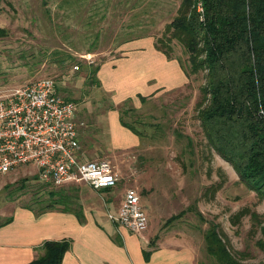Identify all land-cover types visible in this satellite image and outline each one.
Returning a JSON list of instances; mask_svg holds the SVG:
<instances>
[{"label":"rangeland","instance_id":"rangeland-1","mask_svg":"<svg viewBox=\"0 0 264 264\" xmlns=\"http://www.w3.org/2000/svg\"><path fill=\"white\" fill-rule=\"evenodd\" d=\"M180 2L0 0V94L33 78L52 77L58 91L77 103L82 157L113 164L119 176L112 189L116 193L136 189L153 240L164 234L185 236L195 244L196 264H217L204 241L214 229L237 261L259 264L264 262L258 245L264 240V198L207 142L195 109L204 71H191L182 42L165 37V25ZM146 34L168 43L161 46L189 72L188 81L145 94L136 108L126 107L123 117L140 132L141 141L133 148L114 149L102 117L97 120L112 105L97 72L105 60L119 55V42ZM97 64L98 70L90 73ZM126 104L134 106L132 100ZM30 171L22 165L0 173V220L17 205H34L38 188L60 189L81 203L106 207L103 190L84 183L55 186Z\"/></svg>","mask_w":264,"mask_h":264},{"label":"trees","instance_id":"trees-1","mask_svg":"<svg viewBox=\"0 0 264 264\" xmlns=\"http://www.w3.org/2000/svg\"><path fill=\"white\" fill-rule=\"evenodd\" d=\"M164 32L169 34L167 39L173 36L185 46L191 71H204L195 109L207 142L233 165L247 186L264 198V0H181ZM162 43L168 45L156 38L155 48L172 57ZM99 66L90 67L89 72H96ZM184 71L188 77L189 72ZM136 95L140 101L146 98L140 92ZM130 100L132 97L127 96L108 108H116L120 123L140 137L123 117L126 107L136 108L126 104ZM34 192V205L23 206L36 215L58 209L71 211L83 220L82 203L75 194L43 188ZM11 218L4 217L0 225ZM114 241L122 244L118 235ZM204 241L206 252L217 264H243L227 251L214 229L205 233ZM258 245L264 250V240ZM69 246V239L44 240L35 248L38 255L27 264H60ZM150 253L143 249L145 261Z\"/></svg>","mask_w":264,"mask_h":264},{"label":"crops","instance_id":"crops-1","mask_svg":"<svg viewBox=\"0 0 264 264\" xmlns=\"http://www.w3.org/2000/svg\"><path fill=\"white\" fill-rule=\"evenodd\" d=\"M117 49L119 55L105 60L97 72L114 105L131 96L134 106H139L136 93L151 94L188 81L179 60L156 49L151 35L126 38ZM99 115L97 120L102 117L110 147L128 149L140 144V137L120 123L116 108ZM117 183L98 189L105 193L102 201L106 207L82 202L83 220L71 211L53 209L36 215L27 206L13 207L11 220L0 225V264H27L38 255L35 248L41 242L61 239H69L70 246L60 264H196L195 244L186 242L185 236L164 234L153 240L152 230L146 228L142 236L136 235L108 217V211H117L122 199L123 193L112 190ZM116 235L122 244L114 241ZM143 249L151 251L147 261Z\"/></svg>","mask_w":264,"mask_h":264},{"label":"built area","instance_id":"built-area-1","mask_svg":"<svg viewBox=\"0 0 264 264\" xmlns=\"http://www.w3.org/2000/svg\"><path fill=\"white\" fill-rule=\"evenodd\" d=\"M197 9H202L200 3ZM77 109L76 101L63 96L49 76L30 79L0 94V173L26 165L38 180L55 186H114L119 176L108 159L81 155ZM107 214L136 235L148 225L133 187L124 190L117 211Z\"/></svg>","mask_w":264,"mask_h":264}]
</instances>
